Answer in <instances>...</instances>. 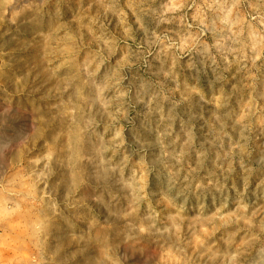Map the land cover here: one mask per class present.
I'll return each mask as SVG.
<instances>
[{"label":"rangeland","instance_id":"rangeland-1","mask_svg":"<svg viewBox=\"0 0 264 264\" xmlns=\"http://www.w3.org/2000/svg\"><path fill=\"white\" fill-rule=\"evenodd\" d=\"M149 2L155 15L138 19L128 0H0V182L37 196L0 223V264H34L29 224L50 203L64 264H87L101 241L117 244V264H227L234 250L250 264L264 243V87L205 61L214 37L193 9ZM89 58L104 82L96 103ZM68 102L90 138L73 137L71 107L58 116Z\"/></svg>","mask_w":264,"mask_h":264},{"label":"clouds","instance_id":"clouds-1","mask_svg":"<svg viewBox=\"0 0 264 264\" xmlns=\"http://www.w3.org/2000/svg\"><path fill=\"white\" fill-rule=\"evenodd\" d=\"M128 3L133 6L138 19L144 18L149 13L155 15V10L152 9L149 0H128ZM184 8L195 11V19L199 21L198 29L201 33L211 32L214 37V42L211 45L205 43L201 49H198L199 54L205 58L206 62L210 61L214 69L220 67L219 61H223L228 67L235 64L247 70L253 92H256L258 86L264 87V72L260 71L261 68H264V9L257 6V0H169L168 11H179ZM181 22H187L186 14L185 19ZM188 27L191 29V25ZM195 48L191 37L180 46L182 52L185 50L191 52ZM98 59L89 58L82 65L87 77L86 94L89 103H96L101 99L100 89L104 82L102 74L99 72ZM140 87L143 91L144 85L142 84ZM127 95L126 92L121 93V96ZM260 98L264 99V95H260ZM149 103L151 104V101ZM68 107L73 110L71 120L73 137L78 138L84 134L90 138L94 135L92 123L86 121L82 116L77 118L80 112L77 104L68 102L65 105H59L57 107L58 116L63 118L65 109ZM120 135L121 133L117 132L114 139L119 138ZM106 164V161L100 160L98 166L100 172L97 173L100 178H103L109 171ZM41 175L43 176V174ZM40 182H43L40 178L34 181V183ZM35 199L37 196L33 191L20 192L13 184L0 182V223L6 224L21 216L23 209L28 206L27 202ZM39 199L43 200L44 197L41 196ZM57 208V205L50 203L43 221L38 216L31 219L29 243L34 252V264H64L67 253L58 254L56 252L59 242L54 239ZM258 222L261 224V231L264 232V217H259ZM36 223H42L43 227L35 228ZM145 231L147 230L144 228L140 229L141 233ZM98 248L99 251H96L95 255H92L87 249L85 250L83 259L87 264H117L118 246L116 243L101 241ZM204 255L209 260L216 261L219 259L220 253L209 248ZM241 255L242 253L238 250L232 251L225 257L227 264H236ZM74 264H80V262H74ZM250 264H264V243L257 245L256 255Z\"/></svg>","mask_w":264,"mask_h":264}]
</instances>
